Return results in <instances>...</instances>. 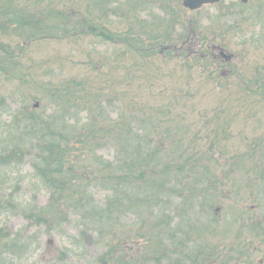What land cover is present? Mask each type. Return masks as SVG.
Returning <instances> with one entry per match:
<instances>
[{"label":"trees","instance_id":"trees-1","mask_svg":"<svg viewBox=\"0 0 264 264\" xmlns=\"http://www.w3.org/2000/svg\"><path fill=\"white\" fill-rule=\"evenodd\" d=\"M179 5L0 0V82L15 90L0 92V264H29L41 231L69 222L79 230L69 246L49 245L32 264H73L92 235L105 251L88 264H264V130L239 141L231 131L242 100L246 117L264 111V66L237 69L235 56H219L234 38L247 44L250 20L264 30V1L222 3L208 25ZM252 38L261 44L264 31ZM43 41L77 52L78 63L65 70L61 46L39 62ZM196 72L200 90L215 86V104L197 99ZM139 82L158 93H135ZM14 95L22 106L12 112ZM27 178L32 199L19 188ZM20 216L25 228L7 227Z\"/></svg>","mask_w":264,"mask_h":264},{"label":"rangeland","instance_id":"rangeland-1","mask_svg":"<svg viewBox=\"0 0 264 264\" xmlns=\"http://www.w3.org/2000/svg\"><path fill=\"white\" fill-rule=\"evenodd\" d=\"M235 0H233L234 2ZM264 0H261V2H263ZM228 3V2H227ZM219 5V4H218ZM218 5H211L210 7H204L202 9V11L200 13H196L197 16L199 15L201 19H205V20H209V17L211 16V18L217 13V9H218ZM182 13L184 16H187L188 18H190V16H192V12L188 11L187 9L183 8L182 5H179ZM177 9V8H176ZM150 11V10H149ZM156 13H159L161 16H164L165 13L162 11H160L158 8L152 10ZM143 13V12H142ZM147 14L144 13V16ZM208 22V21H207ZM254 20H250V22H248L246 25H244V31H245V38L247 41V44L243 47L240 43L241 42V38H234L231 43L229 44V48L225 50L229 53L233 54V58L235 56V58L233 59L234 64H237V69H239L240 67L244 68V64L248 67H246L245 69H249V71H254V69L256 68V66L261 65L264 66V41L261 44H258L260 42H256V39L252 38L255 37L257 33L263 32V28L262 25L259 23H254ZM207 24V23H206ZM208 25V24H207ZM186 26H189V23L186 24ZM36 48L38 49L37 54H36V58H38L37 60L40 62L41 60L49 57L51 54H54V51L56 49H60V46L64 51H66L65 55H68L69 58L68 61H63V67L65 70H69L72 67H74L79 60L78 58V54L77 52L74 53L72 50H69V48L67 46L64 45H60V43L56 44L53 43L51 41H43L40 42L38 44H36ZM98 49H102L105 50L106 47L104 46H98ZM245 49V50H244ZM239 56L240 58L237 59L236 56ZM74 57V58H73ZM72 60H74V63H72ZM244 63V64H242ZM169 66H171L172 68H175V62L169 63ZM45 69H47L48 67H51V65L49 66H44ZM53 68H55V66L53 65ZM164 68L166 70H168V68L166 66H164ZM227 69V68H226ZM79 71H83V69L79 68ZM40 71L42 73V75L45 77V79L49 78V75H46L44 72L43 67L40 66H36V73L38 74V76H40ZM177 74H175L176 76V80H178L180 78V80L178 81H182L183 78L186 76L185 73H183L184 77L182 78V72L180 69L176 70ZM244 71V69H243ZM165 73V72H162ZM262 73H264V67H262ZM195 77V81H193L192 85H196V91H197V99H200L201 104L204 107H207V104H215V101H218L220 95L217 93V90L215 89V86L210 85V87H207L206 89L200 90V86H199V82L201 80L198 79V76L200 77L199 73H194ZM119 76H117L118 79ZM174 80V82L176 81ZM232 82L234 83L235 80H232ZM168 83H171L170 78H168ZM125 84V83H124ZM123 84V86H124ZM236 85V84H235ZM140 86V87H139ZM124 89H126V87H123ZM151 87L146 86V84L139 82L136 83L134 86V91L135 93H139V94H143L145 96L148 95H155L158 93V89H153L154 92H152L150 90ZM128 89V88H127ZM130 90V89H128ZM0 92L4 93L8 96V93H15L14 90V86L12 85V83L9 82H0ZM154 93V94H153ZM228 93H225V96H227ZM150 99V98H149ZM196 99V100H197ZM13 102H10V106H11V111L14 112L16 110H19L22 106L21 101L19 100V97L14 95V98H12ZM250 99L247 100H242V103H244V105L242 106L241 110H239V112L242 114V112H246V108L247 106L249 107V102ZM34 103V102H33ZM205 109V108H204ZM204 109H201L202 111H204ZM10 111V112H11ZM243 115L240 117V119L238 120V118L236 119L235 123H233L232 125V133L234 135H236L237 137V141H239L241 139V135H246L248 137H253L256 136L257 134H261L262 131L264 130L263 127H259L264 126V111L259 110V114H261L258 116L257 118L255 117H246L245 115ZM195 114H199L196 110L194 112H192L190 115H195ZM262 117V118H261ZM10 117H8L7 119H9ZM246 119V120H245ZM3 121H7L5 120V116L3 117ZM260 124V125H259ZM104 152V151H103ZM105 153V152H104ZM107 156V153L105 154ZM4 166H0V168L3 169ZM26 170L25 172L31 171L30 167L31 165L29 164V162H27V164H25ZM33 169V168H32ZM25 174V173H23ZM1 176L2 178L5 180H8V176L4 175V172L1 171ZM31 179L27 178L24 180L23 184L21 183L19 188L23 189L22 191V197H24L25 199H30L32 196V189L31 188ZM5 183V182H4ZM6 187V185H5ZM2 191V189L0 190V192ZM20 191V193H21ZM4 192V191H2ZM6 193L8 194H14V196H19L20 193L16 194L13 193L12 190H8ZM40 195H38V198H36V204L38 205H45L48 201V194H46L43 191H40ZM104 197V194L99 192L96 193V199L97 201H99L100 203L102 202ZM32 199V198H31ZM256 206V205H255ZM262 207V206H261ZM71 219H75V217H71ZM1 220V217H0ZM27 220L20 216V217H10V219H8L6 225L8 228H10L13 231H20V229H23V225H26ZM25 228V227H24ZM30 230H34V227L29 228ZM64 230V231H63ZM63 230L61 233L57 232V231H47L46 228H44L41 231V237H40V243H41V248H39L37 251H33L31 257H30V262L29 264H32V261L34 262H40V260L42 258H46L50 257L49 255L44 256V253L46 252L47 248L50 246L57 247L58 249H62L65 247L69 246V243H71V236L70 235H75L78 234L79 230L76 226H74L73 224H71L70 222L66 225H64ZM86 246H87V252L84 256L82 257H70L68 258L69 260H71V262H73V264H88V261L92 258H95L99 255H101L102 253H104L105 249L102 246L97 245L94 240H93V235L92 236H88V240L86 241ZM90 262V261H89Z\"/></svg>","mask_w":264,"mask_h":264},{"label":"water","instance_id":"water-1","mask_svg":"<svg viewBox=\"0 0 264 264\" xmlns=\"http://www.w3.org/2000/svg\"><path fill=\"white\" fill-rule=\"evenodd\" d=\"M217 1H219V0H184V4H185V6L194 9V8L200 7L202 4L213 3V2H217ZM242 1L246 2L248 0H242ZM224 56L228 58L227 55L224 54Z\"/></svg>","mask_w":264,"mask_h":264}]
</instances>
